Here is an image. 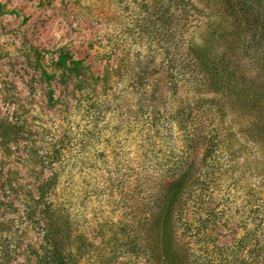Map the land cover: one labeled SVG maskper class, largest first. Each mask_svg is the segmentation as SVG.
<instances>
[{
	"label": "rangeland",
	"instance_id": "1",
	"mask_svg": "<svg viewBox=\"0 0 264 264\" xmlns=\"http://www.w3.org/2000/svg\"><path fill=\"white\" fill-rule=\"evenodd\" d=\"M190 1L0 0V264H264V0Z\"/></svg>",
	"mask_w": 264,
	"mask_h": 264
},
{
	"label": "trees",
	"instance_id": "2",
	"mask_svg": "<svg viewBox=\"0 0 264 264\" xmlns=\"http://www.w3.org/2000/svg\"><path fill=\"white\" fill-rule=\"evenodd\" d=\"M170 4H171V6L172 5L174 6V10H176V11L184 10L185 12H188L189 18L192 19L190 23H193V20L197 19L199 17V15H200L199 14L200 13L199 8L193 2H191L190 0H169V7H170ZM190 49L191 48L188 47V51H187V55L186 56H188L189 59H190V63H191V66H192L191 72H194L195 71V67H196V63L194 61H195L196 58L193 55V51L190 50ZM171 63L173 65L174 69L178 68V66L180 65L179 59L177 60L176 58H174V60ZM190 227L193 228L194 226L190 225ZM48 251L49 250H47L46 253ZM52 252H54V251L48 252V253H50L52 255L51 256L52 259L49 260L48 262H43L42 264H63V262L60 259L54 258ZM45 256H46V254H45ZM206 257H207L206 260L201 261L200 264H209V263H211V264H223L221 262L220 258H214L213 255L211 257V260H209L208 256H206ZM241 262L243 264H249L248 261L241 260Z\"/></svg>",
	"mask_w": 264,
	"mask_h": 264
}]
</instances>
